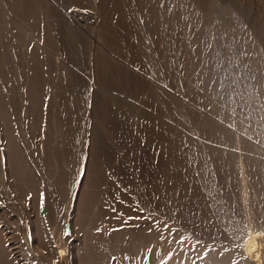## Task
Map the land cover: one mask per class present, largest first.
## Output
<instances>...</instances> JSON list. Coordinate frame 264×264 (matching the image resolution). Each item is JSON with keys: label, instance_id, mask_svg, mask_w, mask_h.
<instances>
[{"label": "rangeland", "instance_id": "rangeland-1", "mask_svg": "<svg viewBox=\"0 0 264 264\" xmlns=\"http://www.w3.org/2000/svg\"><path fill=\"white\" fill-rule=\"evenodd\" d=\"M232 40L262 103L234 128ZM263 105L264 0H0V264H237L264 233Z\"/></svg>", "mask_w": 264, "mask_h": 264}, {"label": "bare ground", "instance_id": "bare-ground-1", "mask_svg": "<svg viewBox=\"0 0 264 264\" xmlns=\"http://www.w3.org/2000/svg\"><path fill=\"white\" fill-rule=\"evenodd\" d=\"M150 16V15H149ZM212 24V23H211ZM218 24V23H217ZM134 25V24H133ZM237 29V28H236ZM239 29V28H238ZM147 30V29H146ZM217 32V31H216ZM232 32V31H231ZM242 32V31H241ZM238 34V33H237ZM229 38V37H228ZM234 38V37H233ZM232 38V39H233ZM242 38V37H241ZM237 39H239V38H237ZM207 41V40H206ZM233 41V40H232ZM235 41V40H234ZM233 41V42H234ZM241 42V41H240ZM216 43V42H215ZM231 43V42H230ZM256 43V42H255ZM240 44V43H239ZM221 45V44H220ZM238 42H234V43H231L230 45H228V50H229V57L231 58L230 60H229V62H231V63H229V69L227 70V79H226V91H227V98H228V103H229V108H228V118H229V120H230V126L232 127V128H234L233 126L234 125H236V124H234L233 125V123H236L235 122V120L237 119V121H238V118H239V121L238 122H241V123H245V121L246 120H248V118L252 115V116H255L254 114H253V112H255L256 113V111H258L257 109H260V110H262V108H261V106L260 105H262V103L260 104V102L258 103H256L257 104V107H254L253 105H252V98L254 97L253 96V92H251L250 91V87L252 86L251 85V76L250 75H248L247 74V72L244 70V69H246V68H244L245 66V64H246V62H245V64H243V62H241L242 61V59H241V57L239 58V54H242V51H241V49L240 48H237L238 46ZM203 46V45H202ZM250 46V45H249ZM225 47V46H224ZM243 47V46H242ZM216 48V47H215ZM128 49V48H127ZM223 50V49H222ZM215 51V50H214ZM206 55V54H205ZM222 55H224V54H222ZM228 55V54H227ZM243 56H244V54H243ZM203 59V58H202ZM215 59V58H214ZM241 59V60H240ZM249 59V58H248ZM205 60V59H204ZM218 60V59H217ZM245 61V60H244ZM77 62V61H76ZM222 62V61H221ZM205 63V62H204ZM223 63V62H222ZM77 64V63H76ZM205 65V64H204ZM217 65H218V63H217ZM225 65V64H224ZM163 70V69H162ZM247 70V69H246ZM250 70V69H249ZM165 72V71H164ZM221 72V71H220ZM225 72V71H224ZM250 71H248V73H249ZM218 74V73H217ZM252 75V74H251ZM76 76V75H75ZM169 76V75H168ZM254 76V75H253ZM72 78V77H71ZM203 78V77H202ZM209 78V77H208ZM253 78V77H252ZM69 79V78H68ZM78 81V80H77ZM82 81V80H81ZM130 82V81H129ZM74 84H76V83H74ZM83 84V83H82ZM218 84V83H217ZM252 84H254V83H252ZM223 85V84H222ZM76 86V85H75ZM225 87V86H224ZM223 87V88H224ZM255 87V86H254ZM253 87V88H254ZM119 88V87H118ZM252 88V87H251ZM252 88V90H254ZM204 91V90H203ZM206 94V93H205ZM223 94V93H222ZM256 93H254V95H255ZM203 96V95H202ZM211 98V97H210ZM219 98V97H218ZM214 99V98H213ZM212 99V100H213ZM219 101V100H218ZM64 102V101H63ZM254 102H256L255 101V99H254ZM253 102V103H254ZM223 105V104H222ZM175 106V105H174ZM256 106V105H255ZM264 106V105H263ZM85 107V106H84ZM76 113V112H75ZM258 113V112H257ZM225 114V113H224ZM223 115V114H222ZM261 114H259V116H260ZM256 117V116H255ZM251 118V117H250ZM260 119H262L261 117H259ZM260 119H258V120H260ZM181 120V119H180ZM264 120V119H263ZM263 122V121H262ZM207 123V122H206ZM229 123H228V125H229ZM83 124V123H82ZM203 124V123H202ZM214 124V123H213ZM217 124V123H216ZM239 124V123H238ZM237 124V125H238ZM246 124V123H245ZM239 125H241V126H243L244 127V124L242 125V124H239ZM238 125V126H239ZM237 127V126H236ZM235 127V130L236 129H238V128H236ZM220 128V127H219ZM230 128V127H229ZM242 128V127H241ZM244 129V128H243ZM257 129V128H256ZM211 130V129H210ZM233 130V129H232ZM247 130V129H246ZM140 131V130H139ZM230 130H228V132H229ZM237 131V130H236ZM240 131H243L242 129H240ZM233 132H234V130H233ZM230 133V132H229ZM220 134V133H219ZM156 135V134H155ZM175 136H176V134H174ZM232 135H234V133L232 134V132H231V134H230V141L232 142V140L233 139H231V137H232ZM140 136V135H139ZM236 136H237V133H236ZM235 136V137H236ZM172 137V136H171ZM239 138V137H238ZM235 139H237V138H235ZM240 139V138H239ZM238 140V139H237ZM146 142V141H145ZM193 142V141H192ZM236 142V141H235ZM233 144H231V146H232ZM235 145H236V143H235ZM225 148V147H224ZM228 148L230 149V150H232V147H230V144H229V146H228ZM235 148V147H234ZM184 149V148H183ZM204 149V148H203ZM226 149V148H225ZM178 150V149H177ZM209 151V150H208ZM235 151V150H234ZM224 152V151H223ZM261 152V151H260ZM187 153V152H186ZM234 153V152H233ZM174 154V153H173ZM202 154V153H201ZM224 154V153H223ZM188 155V154H187ZM190 155V154H189ZM222 156V155H221ZM257 156V155H256ZM197 157V156H196ZM263 157V156H262ZM192 158V157H191ZM189 159V158H188ZM197 159V158H196ZM203 159V158H202ZM173 161V160H172ZM190 161H191V159H190ZM206 161V160H205ZM159 162V161H158ZM161 162V161H160ZM194 163V162H193ZM209 163V162H208ZM199 164V163H198ZM173 165V164H172ZM224 165V164H223ZM219 166V165H218ZM137 167V166H136ZM176 167V168H175ZM238 167V166H237ZM236 167V168H237ZM161 168V167H160ZM173 168V170L174 171H176V173H177V171H185V170H183V168L182 167H178V165H176V166H173L172 167ZM171 168V169H172ZM224 169V168H223ZM241 169V168H240ZM227 170V169H226ZM236 170V169H235ZM192 171V170H191ZM198 171V170H197ZM237 171V170H236ZM187 172V171H186ZM186 172L184 173V174H186ZM183 173V172H182ZM188 173V172H187ZM238 173V172H237ZM214 175V174H213ZM138 176V175H137ZM171 176V175H170ZM221 176V175H220ZM157 177V176H156ZM204 177V176H203ZM207 177V176H206ZM222 177V176H221ZM234 177V176H233ZM153 178V177H152ZM159 178V177H158ZM161 178V177H160ZM262 178H263V176H262ZM62 179V178H61ZM142 179V178H141ZM209 179H211V178H209ZM237 179V178H236ZM171 180V179H170ZM206 180V179H205ZM227 180V179H226ZM159 181V180H158ZM185 181V180H184ZM207 181H208V179H207ZM211 181V180H210ZM178 182V181H177ZM238 182V181H237ZM160 183V182H159ZM204 183V182H203ZM261 183V182H260ZM258 184V183H257ZM262 184V183H261ZM171 185V184H170ZM217 185V184H216ZM153 187V186H152ZM189 187V186H188ZM226 187V186H225ZM150 188V187H149ZM186 188V187H185ZM184 188V189H185ZM197 189V188H196ZM168 190V189H167ZM230 190V189H229ZM163 191V190H162ZM227 191V190H226ZM165 192H166V190H165ZM176 192V191H175ZM205 192V191H204ZM231 193V192H230ZM229 193V194H230ZM180 194V193H179ZM191 194V193H190ZM241 194V193H240ZM184 195V194H183ZM222 195V194H221ZM212 196V195H211ZM175 197V196H174ZM221 197V196H220ZM224 197V196H223ZM168 198V197H167ZM173 198V197H172ZM180 198V197H179ZM56 199V198H55ZM148 199H149V197H148ZM162 199H163V197H162ZM192 200V199H191ZM194 200V199H193ZM192 200V201H193ZM226 200V199H225ZM232 200V199H231ZM166 201V200H165ZM178 201H180V200H178ZM241 201V200H240ZM239 201V202H240ZM151 202V201H150ZM184 202V201H183ZM85 203V202H84ZM179 203V202H178ZM177 203V204H178ZM204 203V202H203ZM242 203V202H241ZM240 203V204H241ZM184 204V203H183ZM182 204V205H183ZM190 204V203H189ZM194 204H195V201H194ZM208 204V203H207ZM158 205V204H157ZM160 205V204H159ZM172 205V204H171ZM179 206L181 205V203H179L178 204ZM185 205V204H184ZM193 205V204H192ZM203 205V204H202ZM168 206V205H167ZM241 206V205H240ZM254 206V205H253ZM172 207V206H171ZM178 207V206H177ZM176 207V208H177ZM193 207V206H192ZM230 207V206H229ZM149 208V207H148ZM180 208V207H179ZM188 208V207H187ZM199 208V207H198ZM227 208V207H226ZM234 208V207H233ZM167 209V208H166ZM182 209H185V208H183L182 207ZM189 209H190V207H189ZM189 209H187L188 211H189ZM193 209H194V207H193ZM192 209V210H193ZM213 209V208H212ZM221 209V208H220ZM225 209V208H224ZM229 209V208H228ZM174 209H172V211H173ZM178 210V209H177ZM198 210V209H197ZM231 210V209H230ZM180 211V210H179ZM186 211V210H185ZM246 211V210H245ZM260 211V210H259ZM181 212H182V210H181ZM181 212H180V214H181ZM193 212H196V211H193ZM202 213V212H201ZM209 213V212H208ZM175 214V213H174ZM184 214V213H183ZM193 214V213H192ZM196 214V213H195ZM247 214V213H246ZM194 215V214H193ZM198 216L200 215V214H197ZM226 215V214H225ZM258 215V214H257ZM158 216V215H157ZM181 216V215H180ZM186 216V215H185ZM184 216V217H185ZM187 216H189V215H187ZM203 216H204V214H203ZM202 216V217H203ZM206 216V215H205ZM214 216V215H213ZM219 216V215H218ZM183 217V216H182ZM220 217V216H219ZM229 217H230V215H229ZM256 217H258V216H256ZM173 218V217H172ZM189 218V217H188ZM187 218V219H188ZM222 218V217H221ZM221 218H218L219 220L221 219ZM235 218V217H234ZM243 218V217H242ZM186 219V220H187ZM194 218H192V220H193ZM262 219V218H261ZM209 220V219H208ZM212 220H213V217H212ZM188 221V220H187ZM200 221H201V219H200ZM199 221V222H200ZM205 221V220H204ZM210 221V220H209ZM209 221H205L206 223H208ZM221 221V220H220ZM220 221H218V222H220ZM213 223L215 222H217V221H212ZM224 222H226V221H224ZM229 222V221H228ZM233 222V221H232ZM238 222V221H237ZM259 222V221H258ZM183 223V222H182ZM211 223V222H210ZM209 223V224H210ZM214 223V224H215ZM197 224H199V223H197ZM231 224V223H230ZM241 224V223H240ZM239 224V225H240ZM193 225V224H192ZM200 225V224H199ZM204 225V224H203ZM205 225H207V224H205ZM211 226L210 227H207V226H202V227H197L196 228V232H197V235H198V237L199 238H205V239H209V240H211L213 243H215V245L218 247V245H222V246H224L225 248H226V250L227 249H230V248H233L232 250L233 251H235V248H236V246H235V240L232 238V236L231 235H233V233H231L230 231H232V230H229V228H227V227H223L225 230H223V229H221V228H215V226L213 227V228H211L212 227V223L210 224ZM217 225V224H216ZM219 225V224H218ZM222 225V224H221ZM243 225V224H242ZM201 226V225H200ZM261 226V225H260ZM185 227V226H184ZM221 227V226H220ZM58 228V227H57ZM189 228V227H188ZM261 228V227H260ZM184 229V228H183ZM239 229V228H238ZM242 231V230H241ZM240 232V231H239ZM235 234V233H234ZM251 237H252V240H257V238H259V240H264L263 238H264V233H255V234H251ZM262 238V239H261ZM247 239H250V238H247ZM247 239H246V241H247ZM252 240L250 241V240H248L247 242H245L244 243V245L242 244L241 245V243H240V245H239V248H238V250L237 251H235V252H237L236 253V256L237 257H235L234 259H236L237 260V264H264V256L260 253L261 252V250H260V252L256 249L255 250V243L254 242H252ZM258 242H260V241H258ZM218 244V245H217ZM258 244H260V243H258ZM259 246V245H258ZM258 246H256V248L258 247ZM221 247V246H220ZM165 248V247H164ZM222 248V247H221ZM225 248H223V249H225ZM219 249V248H218ZM237 249V248H236ZM231 250V251H232ZM232 251V252H233ZM62 252V251H61ZM228 252V251H227ZM259 252V253H258ZM225 254H226V252H225ZM223 255V254H222ZM211 256V255H210ZM225 256V255H224ZM231 256H233V255H231ZM228 257V256H227ZM226 257V258H227ZM64 258V257H63ZM233 258V257H232ZM221 259H223V258H221ZM227 259H229V258H227ZM233 259V260H234ZM209 260V259H208ZM216 260V259H215ZM224 260V259H223ZM230 260V259H229ZM236 260H235V263H236ZM219 262V261H218ZM225 262V261H224ZM230 262H231V260H230ZM230 262H228V264H230ZM234 262V261H233ZM232 262V263H233ZM60 264V263H59ZM212 264V263H211ZM219 264V263H218ZM234 264V263H233Z\"/></svg>", "mask_w": 264, "mask_h": 264}, {"label": "snow or ice", "instance_id": "snow-or-ice-1", "mask_svg": "<svg viewBox=\"0 0 264 264\" xmlns=\"http://www.w3.org/2000/svg\"><path fill=\"white\" fill-rule=\"evenodd\" d=\"M70 11H71V9H70Z\"/></svg>", "mask_w": 264, "mask_h": 264}]
</instances>
